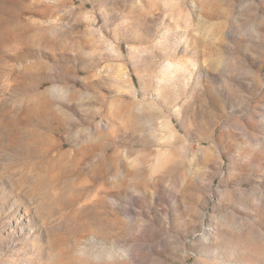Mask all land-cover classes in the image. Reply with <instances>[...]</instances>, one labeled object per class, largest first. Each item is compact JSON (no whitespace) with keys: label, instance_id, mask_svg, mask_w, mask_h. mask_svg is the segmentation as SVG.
I'll return each mask as SVG.
<instances>
[{"label":"rangeland","instance_id":"1","mask_svg":"<svg viewBox=\"0 0 264 264\" xmlns=\"http://www.w3.org/2000/svg\"><path fill=\"white\" fill-rule=\"evenodd\" d=\"M0 264H264V0H0Z\"/></svg>","mask_w":264,"mask_h":264}]
</instances>
